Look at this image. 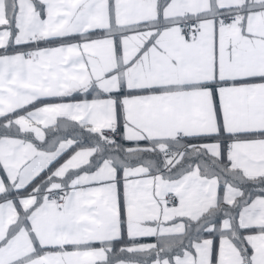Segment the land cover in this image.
Here are the masks:
<instances>
[{"label":"snow or ice","instance_id":"6c2138e0","mask_svg":"<svg viewBox=\"0 0 264 264\" xmlns=\"http://www.w3.org/2000/svg\"><path fill=\"white\" fill-rule=\"evenodd\" d=\"M0 264H264V0H0Z\"/></svg>","mask_w":264,"mask_h":264}]
</instances>
